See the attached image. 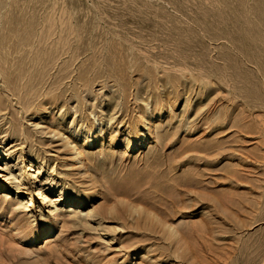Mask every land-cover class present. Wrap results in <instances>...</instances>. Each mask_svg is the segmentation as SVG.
<instances>
[{
    "label": "rangeland",
    "instance_id": "obj_1",
    "mask_svg": "<svg viewBox=\"0 0 264 264\" xmlns=\"http://www.w3.org/2000/svg\"><path fill=\"white\" fill-rule=\"evenodd\" d=\"M0 105V264H264V0H0Z\"/></svg>",
    "mask_w": 264,
    "mask_h": 264
},
{
    "label": "bare ground",
    "instance_id": "obj_2",
    "mask_svg": "<svg viewBox=\"0 0 264 264\" xmlns=\"http://www.w3.org/2000/svg\"><path fill=\"white\" fill-rule=\"evenodd\" d=\"M247 25V24H246ZM243 26V25H242ZM248 26V25H247ZM244 27H245V23H244ZM240 28V27H239ZM247 28V27H246ZM248 29V28H247ZM250 30V29H249ZM245 32V31H244ZM243 32V33H244ZM238 35V34H237ZM236 36V35H235ZM180 40V39H179ZM180 42V41H179ZM236 42V41H235ZM236 44V43H235ZM244 45V44H243ZM233 48V47H232ZM245 48V47H244ZM247 48V47H246ZM245 48V49H246ZM244 49V50H245ZM248 49V48H247ZM69 51H70V49H69ZM243 51V50H242ZM234 53V52H233ZM238 54V53H237ZM239 55H240V57H241V54L239 53ZM246 56V55H245ZM239 58V57H238ZM245 58V57H244ZM243 58V59H244ZM247 58V57H246ZM220 60H222V59H220ZM248 60V59H247ZM243 61V60H242ZM245 61V60H244ZM253 62V61H252ZM242 63V62H241ZM246 63H249V62H246ZM243 64V63H242ZM252 64V63H251ZM253 64H254V62H253ZM257 64V63H256ZM256 66V65H255ZM245 67V66H244ZM245 69H246V67H245ZM248 69V68H247ZM249 69H250V67H249ZM253 69V68H252ZM245 83H248L247 81L245 82ZM244 86H245V84H243ZM247 85V84H246ZM220 88V87H219ZM18 104H19V106H20V110H22V111H24V112H26L28 109H29V107H30V105H29V101H18ZM5 110V108L4 107H2L1 105H0V113L1 112H3ZM146 123V120H144V122L142 123L143 125ZM142 127H144V126H142ZM70 142H66V145H68ZM73 156L74 157H77V156H79V153L77 152V149H73ZM77 160H78V162H77V164H78V167L79 168H81V167H84V162L81 160V159H79V158H77ZM29 171H33L32 170V168H31V166H29ZM4 178V180H6L7 182L9 181V180H11V179H13L14 181H16V184H15V186H16V190H20V186H22V185H24L23 183H24V176L22 175V173H19V174H17V175H15L14 173H12V172H10V173H8V175L6 176V175H2L1 176V178ZM12 177V178H11ZM35 177L33 176V175H31V181L33 182L32 183V185H28V188H23L24 189V191H21V193H22V196H21V198H19L20 199V201H21V204H20V208H22V211L23 212H25V214L27 213V214H30L31 215V217H35V213H36V211L35 210H37L38 209V213H40L41 212V210H42V204H43V202L44 201H46V203H49L50 205H51V208L53 207L52 205V201L51 200H48L49 199V197H48V195L46 194V192H45V189H44V186L42 185V184H38V183H36V181H35ZM3 185H2V183H1V181H0V188L2 187ZM127 196V195H126ZM90 198H92V200H97L98 198H99V195L97 194V193H94V194H92V196L90 197ZM90 200V199H89ZM73 203H76V201H73ZM113 210V208H111L110 209V211H112ZM40 215H43V214H40ZM16 217V214H13V218H15ZM50 222L52 221L53 222V220H57V219H55V217H51L50 219ZM48 220V221H49ZM157 221L159 222V223H161L162 224V226L165 228L164 229V232H165V234L166 235H168V236H171L172 234H174L175 235V237L176 236H178V230L174 227V226H172V225H170V224H167L166 222H164V221H162L160 218H158L157 217ZM20 222H21V220H20ZM49 223V222H48ZM53 228L52 227H50V228H45V227H42V229H41V232L39 233V236H38V238H34V237H30V238H28L31 242H36V241H39L40 239H46V238H48L49 236H51V235H53Z\"/></svg>",
    "mask_w": 264,
    "mask_h": 264
}]
</instances>
